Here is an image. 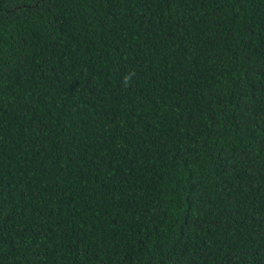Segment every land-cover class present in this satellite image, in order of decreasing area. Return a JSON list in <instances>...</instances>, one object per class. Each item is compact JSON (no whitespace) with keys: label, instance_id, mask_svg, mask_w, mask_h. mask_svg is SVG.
<instances>
[{"label":"trees","instance_id":"1","mask_svg":"<svg viewBox=\"0 0 264 264\" xmlns=\"http://www.w3.org/2000/svg\"><path fill=\"white\" fill-rule=\"evenodd\" d=\"M0 264H264V0H0Z\"/></svg>","mask_w":264,"mask_h":264}]
</instances>
